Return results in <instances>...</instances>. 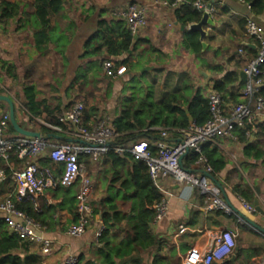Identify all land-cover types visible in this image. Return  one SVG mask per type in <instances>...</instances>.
Returning <instances> with one entry per match:
<instances>
[{
	"label": "crops",
	"instance_id": "obj_1",
	"mask_svg": "<svg viewBox=\"0 0 264 264\" xmlns=\"http://www.w3.org/2000/svg\"><path fill=\"white\" fill-rule=\"evenodd\" d=\"M2 1L19 4L20 9H24L28 17L24 19L20 18L21 15H19L6 22L0 21V76H4L5 78V82L0 81V84L4 86L5 94L10 96L14 102L15 118L19 125L28 130L42 131L38 125H43L42 119L39 117H33L31 119L24 108L23 87L27 84H33L37 91V100L47 99V103L51 105L56 101V98L60 97L59 99H62L63 105H66L72 99V97L67 99L64 96L65 87L70 81L66 80V76L74 60L76 61L74 72L78 69L81 63L78 56L83 51V43L96 30L101 11L105 9L106 12L103 16L111 17L115 9L125 7L130 2H136L126 0L123 5H117L113 2L112 5L108 7L107 1L111 0H64L63 9L60 12L61 15H64L59 17L52 15L50 25L59 24L61 30L69 24H73V27H75L72 28V36L65 47V64L58 48L51 39L43 51H39L36 48L34 41L35 35L32 31L34 0H0V3ZM160 1L161 0H149L151 4L148 10H145L141 5L136 3L144 9L147 18L146 26L141 28L138 34L135 35L138 37L137 39L144 40V42L142 41L138 46L140 44L149 46L145 43L146 40L159 50L151 51V53H161L165 51V53H172L174 51H179L180 55L183 57L192 58L194 64L191 67L184 66L181 71L177 68L166 69L158 68L153 65L154 68L150 75H147L145 72V79L153 83L154 96L157 92L163 93V96L172 91H180L186 83L191 90H200L202 95L207 98L209 91L214 88V81L220 79L227 71L232 70L238 73V81L234 86L232 85V87L236 89L240 81L243 82L244 85L242 74L244 64L238 65L236 61L239 57L246 58L247 55L244 49L242 53H239L238 50L241 47H239L238 44L240 43L243 45L244 42L253 44V40L247 37L245 29L243 31L238 27L239 20L250 19L243 14L241 8H233L226 0H212L211 3L214 6L215 13L211 19L215 22V25L204 26L207 32L204 38L207 45L204 50L207 51L209 57L203 58V54L197 55L191 52L182 42V34L184 31H188L187 26L189 24L185 26L184 30H181V26L184 25L179 24L172 15V9L161 5ZM236 1L239 2L238 0ZM244 5L247 10L250 11L248 4ZM76 7L81 10V16L73 18L70 16V11L72 9L74 10ZM253 16L258 19L259 26L264 28V14ZM92 19L95 20V26L90 30L88 37L84 36V39H81L85 26H87ZM50 36L52 38L55 35L53 33L50 34ZM233 43H236V49H234L236 52L229 56L228 51L230 45ZM204 50H202L203 53ZM52 57H59L57 60L59 64L57 65L58 68L61 69V74L57 76L58 81L56 85L53 86V81H49L45 83L44 87L38 77L42 73H47L48 70L53 72L56 69L54 62L50 61ZM110 57L112 56L106 53L102 56L103 59ZM126 57L127 54H123L112 58L117 61L125 59ZM129 61L131 62V60ZM3 63L15 66L16 79L6 75ZM125 69L126 73L123 76L113 78L117 80L118 83L114 84V87L112 84L113 89H111V95L109 96L113 99L112 103L108 104L107 108V111L113 113L112 116L107 115L110 121H112L115 115L116 101L122 90V83L127 81L133 73L128 67H125ZM57 72L59 73V71ZM103 75L112 79V77L106 76L104 72ZM42 79H44V77H42ZM243 85L239 89H236L238 96ZM58 86L59 93L56 94L52 91V88H57ZM90 86L92 87V84H90ZM93 92V96H99V93L101 94V88L94 87ZM155 98L156 100L160 99L156 96ZM229 102H231V100H229ZM99 108L98 105V109ZM0 109L7 111V104L4 101H0ZM90 122L92 121H88L86 124ZM257 123L264 125L262 122ZM255 124L252 127L250 126L251 128L249 130H244L246 127L236 128L233 137L220 136L211 142H207V151L211 149L215 150L213 152L210 151L211 159L213 161L218 160L219 163L217 162V164H220V162L222 163L221 169L216 172L212 170L210 172L212 178H208L215 185L216 182L220 184L223 190V192L220 190V196L224 203L230 207L232 212L228 213L221 209L211 211L205 210V197L196 188L179 184L172 178L166 179L162 188L167 199V211L161 220L151 225V230L153 234L156 235L158 241L150 254L145 255L143 264H183V257L187 250L195 248L200 254H203L212 236L223 229L231 231L235 240V246L226 263L262 264L264 259V232L255 228L252 223L264 229V217L257 211L249 212L242 204V200H244L253 205L254 198L258 197L260 205L264 208V163H262L261 160H255L251 155H246L245 153V147L248 143L256 147L263 141V136H258L256 134L257 130ZM183 129L184 128H180L170 131L167 141L173 143L182 137ZM64 130L61 133H53L65 138H71L68 131H66L68 128L65 127ZM157 131L159 132V128ZM241 131L245 133L243 137H241ZM5 133L8 136L18 135L16 132L10 133L8 128ZM158 137L159 134L157 137L150 140V144H153V141ZM49 140L52 144L62 141L54 137L49 138ZM46 159H49L47 157V149H45L38 158V165L40 167H45L43 164ZM28 160L29 158L25 157L21 159L14 151H10L7 160L0 157V168L13 171L22 168ZM82 161L84 162V158ZM184 165L190 170H203L201 166L199 167V165L193 164L191 153L185 156ZM13 185L12 179L7 175L4 180L0 181V200L11 192ZM74 186L78 190L79 182ZM257 187L259 188V192L257 191ZM242 192H245L246 195L249 196L253 194L252 199L246 200L240 195ZM49 194L50 191L46 190L42 197L45 196L50 203L59 202L61 200V197H50ZM75 213H71L65 209L61 210L56 215V224L51 229L45 228L44 236L54 240L51 252L42 254L38 244L33 243L31 245V249L38 250L42 254L44 264H65L66 258L70 255L75 258L81 254L86 258L90 257V252L96 242L93 233L101 226L100 216L98 214H93L90 226L86 232L79 237H72L66 234V229L74 222ZM0 220H2L1 216ZM181 228L183 229L181 230ZM232 256H234V263L230 262ZM211 264L223 263L213 261Z\"/></svg>",
	"mask_w": 264,
	"mask_h": 264
},
{
	"label": "trees",
	"instance_id": "obj_2",
	"mask_svg": "<svg viewBox=\"0 0 264 264\" xmlns=\"http://www.w3.org/2000/svg\"><path fill=\"white\" fill-rule=\"evenodd\" d=\"M192 1V0H188ZM248 4L249 10L254 15L264 14V0H243ZM64 0H34L33 10V33L35 35V45L39 51H43L51 39L58 48L63 62L66 64L65 47L72 36L74 25L61 27L59 24L50 25L52 15L59 17L63 9ZM106 10L103 9L97 22L96 30L83 43V51L78 56L81 62L78 69L74 72L73 78L65 87L64 96L72 99L63 105L62 99L56 98L53 104L47 103V99L37 100V91L33 84H27L23 87L24 108L29 117H39L43 122L59 124L57 115L64 108H69L75 102H81L84 109V123L95 121L98 117V100L91 103L89 97L94 94V87L102 82L104 77L102 72V56L104 53L118 57L127 54L122 60H117V64L128 67L129 70L134 66L130 62V55L137 50L138 44L144 42L142 39H135L136 36L130 34L125 22L121 19L104 17ZM27 19L24 9H20L19 4L8 1L0 3V21L6 22L14 17ZM172 15L181 25H188L198 22L201 13L191 7L189 4L180 5L172 9ZM246 20L238 21V27L244 31ZM51 38L50 34H53ZM183 44L191 52L202 55V46L199 40V33L195 31L183 32ZM253 40V38H250ZM254 41V40H253ZM151 51H159L153 45L149 44ZM246 52L247 57H239L237 64H245L256 54L253 47L238 44ZM147 65V64H145ZM144 66V65H143ZM141 66L140 68H143ZM244 66V65H243ZM6 75L16 79V68L12 64L3 63ZM220 69V68H218ZM146 73L140 70L131 74V77L122 83V90L116 101L115 115L111 121L112 128L119 134L116 143L126 145L132 140L148 139L149 141L158 136V128L180 129L186 128L191 122L188 119L185 109L193 118L196 125L203 124L209 118L208 100L200 90H191L185 83L180 91H172L163 95L159 100L154 96V86L152 82L145 79ZM238 73L234 70L227 71L220 79L213 83L215 90L221 93L225 101L230 103L239 101L236 89H239L243 82L237 84ZM92 84L88 90L85 86ZM112 83L108 82L107 90L103 96L111 95ZM54 93H59V86L53 87ZM264 93V87L260 90ZM78 100V101H77ZM40 129L45 132H51L44 125L38 124ZM62 128L65 126L59 124ZM256 134L263 136L262 143L256 147L248 143L245 147L246 155H251L255 160H261L264 163V125L256 122ZM8 131L15 133L11 124H8ZM251 127L246 126L249 130ZM241 137L245 135L241 131ZM208 143L202 146V152L207 158L208 164L214 172L219 171L222 163L211 159V149L207 151ZM151 150H154L150 146ZM194 154L191 158L194 159ZM85 167L90 168L98 161L107 168L111 176L107 183L106 194L98 201V205L92 206L93 214L100 216V223L103 227L101 235L95 242L90 252V257L78 255L73 264H143L145 255L150 254L151 250L157 244V237L151 230L153 219V210L151 205L161 197L160 192L153 185L147 170L146 163L129 152L118 155L113 151L104 154L98 161L91 162L84 156ZM45 166H49L56 172L60 171L61 164L54 163L46 159ZM6 175L11 172L5 169ZM9 178V177H8ZM13 189V188H12ZM50 197L59 196V202L50 203L42 196L36 199V204L30 200L22 199L15 201V206L25 212L35 221L40 223L46 229H51L56 224V215L61 210H67L75 213L77 218V201L75 194L78 191L75 186L48 189ZM240 195L246 200H251L253 194L246 195L242 192ZM128 203L126 208L123 205ZM74 220V221H75ZM33 243L22 239L17 233L7 229L3 220H0V264H44L43 256L38 250L31 249Z\"/></svg>",
	"mask_w": 264,
	"mask_h": 264
},
{
	"label": "built area",
	"instance_id": "obj_3",
	"mask_svg": "<svg viewBox=\"0 0 264 264\" xmlns=\"http://www.w3.org/2000/svg\"><path fill=\"white\" fill-rule=\"evenodd\" d=\"M238 1L247 4L243 0ZM211 2L212 0H161L160 4L171 9L189 4L201 14L204 11L208 12L212 18L215 10ZM113 16L123 20L133 36L147 24L144 9L133 2L123 8L115 9ZM244 29L247 37L254 40L252 43L255 44L256 54L242 68L245 80L239 93V101L225 102L220 92L214 88L211 89L207 95L208 120L201 125L191 122L183 129L182 137L173 143L168 142L167 138L169 132L174 129L159 128V137L153 141V144H150L148 139L132 140L126 145L117 144L119 134L112 128L110 118L99 117L85 124L83 121L85 107L81 102H75L69 108H64L57 115V121L68 128L66 131L72 139L82 140L84 143L59 141L52 144L48 138L44 137H28L19 134L8 136L4 132L10 123L9 114L8 111L0 109V157L7 160L10 151H14L21 159L29 158L22 168L11 172L13 189L0 200V216L8 229L17 233L22 239L38 244L42 254L51 252L54 240L44 236L45 227L16 208L15 201L27 199L35 205L36 199L43 196L46 190L59 186L71 187L79 182V188L75 194L77 218L67 227L66 234L72 237L83 235L90 226L93 209L89 203L92 181L86 174V167L82 160L86 156L93 163L109 151L118 155L129 152L146 163L149 177L161 194L160 199L151 205L154 212L151 225L157 223L166 214L167 199L162 187L168 178H172L179 184L196 188L205 197V210L221 209L231 213L232 210L220 196L219 187L205 175V173L210 174L212 168L202 152V146L220 136L233 137L236 128L252 127L256 122L264 123V93L260 91L264 87V38L251 19L246 20ZM238 51L242 53L243 48H239ZM102 69L106 76L112 78L126 73L125 66L117 64L112 57L102 60ZM0 95H6L5 88L1 84ZM42 124L51 132L61 133L64 130L59 124L49 122H42ZM152 145L154 150L150 149ZM45 149H47V157L52 162L61 164L59 172L49 166L38 165V158ZM190 153L195 156L192 159L193 164L201 166L202 171L185 167L184 158ZM180 158H182L181 162ZM5 178V169L0 168V181ZM242 204L249 212L256 211L253 205L244 200ZM102 229L103 227L100 226L94 231L93 237L96 241ZM234 246L232 232L223 229L212 236L203 254L195 248L187 250L183 257V264H211L213 261L229 264L226 261ZM75 261L76 258L70 255L66 258L65 264H73Z\"/></svg>",
	"mask_w": 264,
	"mask_h": 264
},
{
	"label": "rangeland",
	"instance_id": "obj_4",
	"mask_svg": "<svg viewBox=\"0 0 264 264\" xmlns=\"http://www.w3.org/2000/svg\"><path fill=\"white\" fill-rule=\"evenodd\" d=\"M126 0H111V1H107L108 2V7L112 5V3H116L117 5H123L125 4ZM136 3H138L139 5H141L145 10H148V7L150 6V2L149 0H132ZM226 2L228 4H230L233 8H237L240 9L243 12L244 15H246L248 18H250L251 20H253V22L257 25V27L260 29L261 35L264 38V28L259 26L260 24L258 23V19L253 16L254 14L251 13L250 11L247 10V8L245 7L244 4L237 2L236 0H226ZM123 8V7H121ZM28 9V8H27ZM80 11L79 8H75L74 10L72 9L70 11V16L75 18L80 15ZM217 19V18H215ZM95 26V20H90V22L88 23L87 26H85V30L83 32V36L81 39H84V36L88 37L90 30ZM79 46V44H78ZM77 46V48H78ZM236 47V43H233L232 45H230V49L228 51V55H233L236 51L234 49ZM166 52V51H165ZM156 52V53H151V48L150 46H146L145 44H140L138 46V49L133 52L130 55V60L131 62L134 64V66L131 68L132 72L135 73L136 71L138 72L139 70H141L142 68H140L141 66L148 64V65H155L158 68H177L179 71H181L183 69L184 66H188L191 67L194 64V60L192 58H187V57H183L182 55H180L179 51H174L172 53L168 52ZM203 58H207L209 57L207 55V51L204 50V53L202 55ZM59 57L54 58L52 57V59H50V61L54 62V64L56 65V69L53 72H50L49 70L47 71V73H42L39 75L38 79L42 82V85L45 87V83L47 82H52L53 81V86L56 85V82L58 81L57 76H60V68H58L59 64L57 62ZM76 67V61L74 60V62L72 63V65L70 66V71L67 74V78L66 80L69 81L71 80L72 76H73V72L74 69ZM59 71V73L57 72ZM153 71H146L147 75L151 74ZM2 75V73H1ZM42 77H44V79H42ZM146 77V76H145ZM42 80H41V79ZM152 79V78H150ZM0 81L5 82V78L4 76H0ZM108 82H111L113 84H117V80L115 79H111V78H107V77H103L102 78V82L98 84V87L96 88H101V94L99 93V96H91L89 97V100L91 103L95 102V100H98L97 103H99V109H98V113H96V116L99 118H103V117H107V115L112 116L113 113L111 111H107L108 109V104L112 103L113 99L110 97H105L103 96L104 93L107 90V86H108ZM90 84H88L87 86H85V90H88L90 88ZM112 87V89H113ZM103 94V95H102ZM163 94V93H162ZM161 93L157 92V94L155 93L156 97H161L162 96ZM112 97V96H111ZM78 101V100H77ZM4 134H6L4 132ZM102 161V160H101ZM101 161H98L96 164L92 165L90 168L86 167V174L90 177L91 181H92V192H91V196H90V203L92 204V206H96L97 207V203L98 201L101 199V197H103L106 194V188H107V183L108 180L111 176L109 171H106V167L101 163ZM128 205V203H126L125 205H123V208H126Z\"/></svg>",
	"mask_w": 264,
	"mask_h": 264
},
{
	"label": "water",
	"instance_id": "obj_5",
	"mask_svg": "<svg viewBox=\"0 0 264 264\" xmlns=\"http://www.w3.org/2000/svg\"><path fill=\"white\" fill-rule=\"evenodd\" d=\"M176 24V23H175ZM205 25H210V26H214L215 22L211 19L210 15L208 14V12L204 11L201 14V18L198 22H194L191 23L187 26L188 30L191 31H195L199 33V40L201 42V46H202V50H204L206 48V42L204 41V38L206 37V30L204 29ZM185 26H181V30H184ZM136 39L138 37H135ZM243 45L248 46V47H253L255 48V44H251L248 42H244ZM154 68L153 65H146L141 69V73L146 72V71H150ZM243 80H245V77L243 76ZM0 101H4L7 104V111L9 114V122L11 124V126L13 127L14 131L17 134L23 135V136H28V137H44V138H59L62 141H66V142H81L84 143L82 140H78V139H72V138H65L59 135H56L53 132H45V131H33V130H28L25 129L23 127H21L19 125V123L16 121L15 118V105L14 102L12 100V98L8 95H0ZM185 112L187 113L188 119L190 122H193V118L192 116L189 114L188 109H185ZM182 158H180V162H181ZM206 176H208L209 178H212L211 174L209 173H205ZM216 185L219 187V189L223 192L222 187L220 186V184L218 182H216ZM257 191L259 192V188L257 187ZM253 206L255 207V210L260 213L263 217H264V209L263 207L260 205V201L258 199V197H255L253 200ZM252 223V222H251ZM252 225L259 229L261 232H264V229L260 228L259 226H257L256 224L252 223ZM230 262L234 263V256H232L230 258Z\"/></svg>",
	"mask_w": 264,
	"mask_h": 264
}]
</instances>
